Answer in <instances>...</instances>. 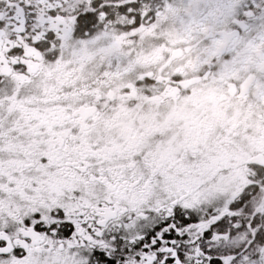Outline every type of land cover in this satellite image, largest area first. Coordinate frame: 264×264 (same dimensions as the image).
Instances as JSON below:
<instances>
[{
  "label": "snow or ice",
  "instance_id": "obj_1",
  "mask_svg": "<svg viewBox=\"0 0 264 264\" xmlns=\"http://www.w3.org/2000/svg\"><path fill=\"white\" fill-rule=\"evenodd\" d=\"M0 264H264V0H0Z\"/></svg>",
  "mask_w": 264,
  "mask_h": 264
}]
</instances>
